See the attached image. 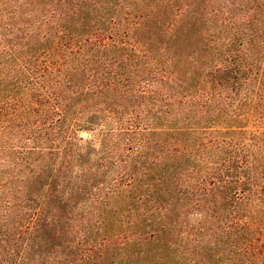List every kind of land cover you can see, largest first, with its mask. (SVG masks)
I'll use <instances>...</instances> for the list:
<instances>
[{
    "label": "trees",
    "instance_id": "trees-1",
    "mask_svg": "<svg viewBox=\"0 0 264 264\" xmlns=\"http://www.w3.org/2000/svg\"><path fill=\"white\" fill-rule=\"evenodd\" d=\"M6 130L0 264H264V0H0Z\"/></svg>",
    "mask_w": 264,
    "mask_h": 264
},
{
    "label": "rangeland",
    "instance_id": "rangeland-1",
    "mask_svg": "<svg viewBox=\"0 0 264 264\" xmlns=\"http://www.w3.org/2000/svg\"><path fill=\"white\" fill-rule=\"evenodd\" d=\"M81 131L78 130V134L83 137H89L91 134L95 132V128L91 130H84L86 132V135H82ZM71 133L67 132L65 136H70ZM22 136L18 132H12L11 130H6L5 132H0V165L6 164L7 161V150L11 148L12 146L14 148H19L21 146H24V144L21 142ZM27 168L24 167L22 170H20L19 174H28Z\"/></svg>",
    "mask_w": 264,
    "mask_h": 264
},
{
    "label": "water",
    "instance_id": "water-1",
    "mask_svg": "<svg viewBox=\"0 0 264 264\" xmlns=\"http://www.w3.org/2000/svg\"><path fill=\"white\" fill-rule=\"evenodd\" d=\"M81 134L82 135H86V132L83 130V131H81Z\"/></svg>",
    "mask_w": 264,
    "mask_h": 264
}]
</instances>
